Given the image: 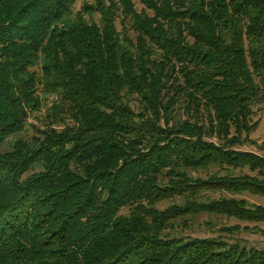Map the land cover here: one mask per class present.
Listing matches in <instances>:
<instances>
[{
  "label": "trees",
  "instance_id": "1",
  "mask_svg": "<svg viewBox=\"0 0 264 264\" xmlns=\"http://www.w3.org/2000/svg\"><path fill=\"white\" fill-rule=\"evenodd\" d=\"M138 1L0 0V264H264V249L171 232L201 210L264 221L198 203L253 183L190 173L264 170L240 150L264 102V0ZM180 104L219 142L171 124Z\"/></svg>",
  "mask_w": 264,
  "mask_h": 264
},
{
  "label": "rangeland",
  "instance_id": "2",
  "mask_svg": "<svg viewBox=\"0 0 264 264\" xmlns=\"http://www.w3.org/2000/svg\"><path fill=\"white\" fill-rule=\"evenodd\" d=\"M136 4L137 10L141 11L143 5L138 0H133ZM93 0H78L75 6V11H80L84 4H91ZM118 29L121 30L119 22ZM199 111V110H198ZM206 111L201 108L197 113L194 110V106L186 107V104L177 105L172 116L171 124L174 122L188 121L191 124L204 125L203 127L208 133L204 134V137L208 141L219 142L216 135L211 131L213 125H209V117ZM44 116L38 115V118H31L29 126L27 128L26 138H30L37 134L36 131L43 127ZM234 129L230 131V138L234 137ZM243 146L240 150L245 152H253L259 156L264 157V102L255 104L253 106V114L250 121V131L244 134L242 137ZM258 167L252 169L251 166L230 167L225 165L223 167L213 166L208 171H190L191 175L196 178L208 179L213 175H217L219 178H225L229 176L236 178V181L243 178V182H250L254 185H241L248 187L247 189L234 192L232 190H224V186H216L218 191L214 193H203L198 203L202 204H218L222 201L234 200L238 204L239 208L244 212L256 213L258 209L264 211V195L258 193L264 188V170ZM240 187V186H239ZM239 187H237L239 189ZM177 206L184 208L186 201L183 197H176L159 202L157 208L159 210H166L169 207ZM203 209V207H201ZM263 211L259 213H263ZM124 214L128 213V210L123 211ZM175 236H191L201 238H220L227 244L239 247H257L264 249V221H251L241 220L234 216L221 213H208L207 211H197L196 213L187 216L183 219H178L175 223L174 229L171 231Z\"/></svg>",
  "mask_w": 264,
  "mask_h": 264
}]
</instances>
